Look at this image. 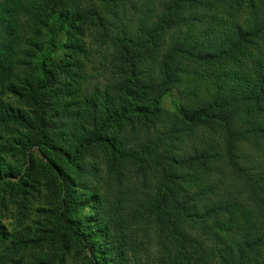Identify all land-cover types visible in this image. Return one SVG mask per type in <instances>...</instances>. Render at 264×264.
Segmentation results:
<instances>
[{"label":"trees","instance_id":"trees-1","mask_svg":"<svg viewBox=\"0 0 264 264\" xmlns=\"http://www.w3.org/2000/svg\"><path fill=\"white\" fill-rule=\"evenodd\" d=\"M0 181V264H264V0H0Z\"/></svg>","mask_w":264,"mask_h":264},{"label":"rangeland","instance_id":"rangeland-1","mask_svg":"<svg viewBox=\"0 0 264 264\" xmlns=\"http://www.w3.org/2000/svg\"><path fill=\"white\" fill-rule=\"evenodd\" d=\"M8 92L5 93V97L8 96ZM177 102L176 92H172L169 96L165 97L162 101V105L168 109H173L174 104ZM33 154H36L35 150H31ZM30 152V151H28ZM37 155V154H36ZM7 157L11 158L9 154ZM30 156L20 155L18 157H12L13 160H17V165L20 168L26 167L27 159ZM11 158V159H12ZM12 182H15L13 180ZM7 185V186H6ZM28 196V195H27ZM36 197L29 198L25 196L22 197L20 193L12 191L9 189L8 184L3 181H0V224L3 227V230L9 235V233L19 230L26 225H36L37 219V209L39 206H44V192L43 190L35 195ZM91 211V208H86L82 213V216H85L88 212ZM39 225V224H38ZM10 239H1L0 238V252L5 251L6 249L12 250L13 245L9 241ZM87 250L69 248L66 253L65 264H88Z\"/></svg>","mask_w":264,"mask_h":264}]
</instances>
